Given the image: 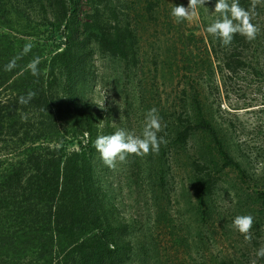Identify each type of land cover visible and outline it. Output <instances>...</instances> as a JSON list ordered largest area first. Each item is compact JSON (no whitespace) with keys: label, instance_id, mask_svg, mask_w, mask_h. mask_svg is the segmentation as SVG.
Wrapping results in <instances>:
<instances>
[{"label":"trees","instance_id":"16d2710c","mask_svg":"<svg viewBox=\"0 0 264 264\" xmlns=\"http://www.w3.org/2000/svg\"><path fill=\"white\" fill-rule=\"evenodd\" d=\"M87 1L90 14L82 10L83 0H0V264H121L126 243H119V234L124 232L110 219L94 178L93 117L76 93L85 82L92 43L111 57L129 59L135 68L148 56L140 51L148 31L164 39L149 45L148 57L163 71L181 75L183 87L178 95L181 112L161 113L163 132L169 149L195 144L186 166L198 207L205 208L211 197L214 176L245 175L215 119L213 103L205 98L204 77L212 74V67L204 37L188 20L176 23L171 16L173 6L187 7L188 0L167 5L166 0ZM36 5L50 15L45 25L51 50L44 41L28 39L38 35L27 34L32 20L26 11ZM29 41L32 50L22 54ZM37 56L40 75L32 76L26 66ZM13 58L16 68L6 71ZM28 92L35 96L20 104L19 97ZM163 156L160 149L145 157L155 242L162 232L158 226H173L164 209L173 191ZM255 186L263 188L264 182Z\"/></svg>","mask_w":264,"mask_h":264},{"label":"rangeland","instance_id":"374dc122","mask_svg":"<svg viewBox=\"0 0 264 264\" xmlns=\"http://www.w3.org/2000/svg\"><path fill=\"white\" fill-rule=\"evenodd\" d=\"M170 2L166 0V5ZM214 2L207 5L210 11ZM241 3L246 9H254L253 23L260 28L254 41L237 35L231 46H222L205 31L215 16L206 9H199L188 21L189 27L199 28L196 32L203 35L212 67V74L204 77L205 98L213 103L215 119L221 124L230 151L245 175L242 179H237L235 174L214 176L211 197L206 199L205 208L198 207L186 166L193 160L189 153H194L195 144L189 143L185 150L169 149L168 143L164 144L160 149L163 161L168 164L166 171L173 191L164 209L169 212L173 226H158L162 232L155 242L150 228L156 217L145 188L146 156L130 155L125 162H118L115 169H109L94 147V178L105 195L110 219L122 226L124 233L119 234V243L128 245L125 251L126 244L120 251L121 264H218L221 260L229 264H251L256 250L264 246V187L255 186L264 182V0H240ZM81 8L86 13L92 12L87 0H83ZM116 11L118 15L121 13ZM26 12L32 20L27 34H38L28 39L44 41L51 50L50 28L45 25L50 19L48 11L43 13L36 5ZM159 37V32L148 31L147 43L140 51L150 56L149 45L164 40ZM56 38L62 40L59 34ZM88 53L85 82L78 84L76 93L92 114V133L96 139L120 128L140 135L145 113L153 107L160 116L164 112L169 116L181 112L182 107L178 106L183 87L181 75L163 71L147 55L131 68L129 59L111 57L95 43ZM59 77L58 83H62L63 75ZM103 99L104 107H101ZM163 129L162 121L159 135L165 139ZM237 215L254 217L250 242L232 227ZM258 264H264V259Z\"/></svg>","mask_w":264,"mask_h":264},{"label":"clouds","instance_id":"9594fccd","mask_svg":"<svg viewBox=\"0 0 264 264\" xmlns=\"http://www.w3.org/2000/svg\"><path fill=\"white\" fill-rule=\"evenodd\" d=\"M212 3L213 0H188L187 7L183 5L173 6L171 16L175 18L176 23H182L196 16L199 9H206L209 14L214 12L215 16L206 26L205 31L218 40L222 46H231L237 35L249 42L257 38L260 28L253 23L254 9L242 7L240 0H215L210 11L207 5ZM33 46L31 41L26 43L22 49V54L29 53ZM40 63L41 60L37 56L26 66L32 76L40 75L38 67ZM4 68L6 71L16 68V58L10 60ZM34 96V92H28L25 96L19 97V103L26 105ZM104 99L100 102L101 107H104ZM161 131L162 117L158 110L153 107L145 113L140 135L120 128L110 135L98 136L94 142V147L105 166L109 169H115L118 162H125L130 155L143 157L150 153H159L161 145L167 143L164 137L159 135ZM253 224L254 217L252 215H237L232 222V227L243 235L245 241L250 242L253 238L251 231ZM255 257L251 264H258L259 260L264 259V246L256 250Z\"/></svg>","mask_w":264,"mask_h":264}]
</instances>
